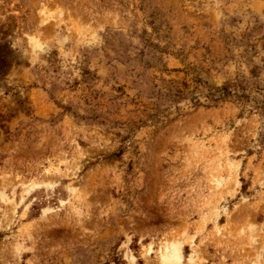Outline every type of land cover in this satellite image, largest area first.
<instances>
[{"label":"rangeland","instance_id":"rangeland-1","mask_svg":"<svg viewBox=\"0 0 264 264\" xmlns=\"http://www.w3.org/2000/svg\"><path fill=\"white\" fill-rule=\"evenodd\" d=\"M173 248L264 264V0H0V264Z\"/></svg>","mask_w":264,"mask_h":264},{"label":"bare ground","instance_id":"bare-ground-1","mask_svg":"<svg viewBox=\"0 0 264 264\" xmlns=\"http://www.w3.org/2000/svg\"><path fill=\"white\" fill-rule=\"evenodd\" d=\"M181 259H182L181 253L176 248H173V250H171L169 254L163 257V263L164 264H180Z\"/></svg>","mask_w":264,"mask_h":264},{"label":"trees","instance_id":"trees-1","mask_svg":"<svg viewBox=\"0 0 264 264\" xmlns=\"http://www.w3.org/2000/svg\"><path fill=\"white\" fill-rule=\"evenodd\" d=\"M221 92H222V95H218V96H216V95H214V94H210L209 95V98H210V101L211 102H217V101H219V100H223V99H225V97L226 96H230L229 94V92L226 90V89H223V90H221ZM208 98V97H207ZM195 99V98H194ZM193 103L195 104V105H198L199 103L196 101V99H195V102L193 101Z\"/></svg>","mask_w":264,"mask_h":264}]
</instances>
